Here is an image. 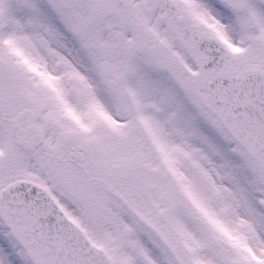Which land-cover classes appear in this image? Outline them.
Here are the masks:
<instances>
[{"label": "snow or ice", "instance_id": "obj_1", "mask_svg": "<svg viewBox=\"0 0 264 264\" xmlns=\"http://www.w3.org/2000/svg\"><path fill=\"white\" fill-rule=\"evenodd\" d=\"M0 264H264V0H0Z\"/></svg>", "mask_w": 264, "mask_h": 264}]
</instances>
